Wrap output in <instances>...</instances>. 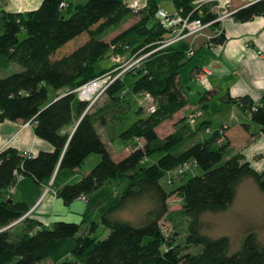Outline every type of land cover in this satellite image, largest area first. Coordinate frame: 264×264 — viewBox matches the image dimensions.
Segmentation results:
<instances>
[{
	"label": "trees",
	"instance_id": "trees-1",
	"mask_svg": "<svg viewBox=\"0 0 264 264\" xmlns=\"http://www.w3.org/2000/svg\"><path fill=\"white\" fill-rule=\"evenodd\" d=\"M60 1L41 0L25 12L0 9V68L11 62L20 66L0 75V121L35 118V134L52 146L36 154L13 146L0 149V264H264V242L253 231L245 235L239 248L229 252L228 235L212 237L201 230L202 214L226 208L244 178H252L264 191V171L254 168L241 153L228 152L226 141L220 139L224 136L221 126L188 143V135L209 128V119L197 124L195 118L196 125L188 135L179 129L164 136L157 132L163 121L188 103L179 69L194 56L186 55V40L159 47L167 36V29L156 17L160 0H147L136 11L126 0H87L76 4L67 16L63 11L71 3L60 7ZM171 1L175 9L191 17L199 16L203 21L214 17L207 4L194 8L196 0ZM130 13H137L138 18L110 40L105 39L107 30ZM256 15H264V0H253L232 12L237 21ZM20 31H25V37H19ZM224 40L221 32L207 43ZM145 52L149 53L139 66L106 87L103 105L86 109L87 102L74 89L114 66L111 61L97 69V62L104 57L111 59L113 53L130 57ZM126 74L134 77L130 91L151 94L155 109L137 106L138 116L119 133L122 139L133 138L136 143L125 154L113 156L96 123L105 124L110 111L122 104V92L127 93ZM47 86L67 87V91L50 100ZM224 99L238 103L264 131V93L258 101L247 94ZM93 152L100 155L99 160L76 174ZM152 155L154 160L145 163ZM190 160L201 171L176 187L182 204L173 212L187 219L185 242L200 248L180 253L160 224L164 216L171 217V211L168 192L158 180ZM21 176L53 187L66 204L93 193L83 218L100 199L98 222L109 228L107 235L92 234L95 219L81 231V222L56 219L46 226L28 216L25 202L7 200L9 196L4 194ZM115 179H123L125 184L112 196L105 184ZM139 202L148 206L138 221L118 214Z\"/></svg>",
	"mask_w": 264,
	"mask_h": 264
},
{
	"label": "rangeland",
	"instance_id": "rangeland-1",
	"mask_svg": "<svg viewBox=\"0 0 264 264\" xmlns=\"http://www.w3.org/2000/svg\"><path fill=\"white\" fill-rule=\"evenodd\" d=\"M71 3V6L69 8L65 7L63 14L65 16L69 15L70 10L74 9V6L79 3H85L87 0H68ZM160 4L163 8L168 10L169 8L172 9V7L169 5V0H160ZM138 18V14H128L127 18H125L122 23H120L117 26H112V28L108 29L106 34L104 35V38L107 40H110L113 35L116 33H119L121 30L128 27L132 22H134ZM26 33L25 31L19 32V37L23 38L25 37ZM203 39V43L205 46H210L207 43V40L204 36L198 37ZM198 40V39H197ZM197 44V43H196ZM195 44V46H196ZM197 51H194V57L188 59L184 64L180 66L179 69V79L180 82L183 84V89L186 91V94L188 96V101L190 105H194L190 108L189 112L186 114L187 121L185 122L186 126H181V115H177L174 118L170 120H166L163 124H161L157 128V132L160 136H164L166 132L173 131L175 129L182 130L185 134H190L192 129L196 124L191 123L189 121V115L192 114L195 110L199 111L198 116H196L197 119L201 120L205 113L209 114V116H212L215 120L212 127H216L217 122L219 121L220 117L223 114H227L233 117H230L232 120L237 121V115H242L239 110H229V111H217L219 108H221V104L218 103V96H213L212 102L209 103V105L205 108L203 107V103L200 100V97H206L207 94H210V91H207L209 86V77H207V80L204 84H200L196 76L200 73L202 67H196L194 69L193 75L190 73V68L192 64L196 61L195 56L199 50V46L195 47ZM141 55V54H140ZM137 56H130L127 58L135 59ZM124 58V57H123ZM126 58V59H127ZM138 59V58H137ZM111 63V60L109 57H104L102 60L96 63V68L100 69L101 66L109 65ZM140 63H137V66H139ZM20 66L17 63L11 62L7 67L0 68V75H6L13 71L19 70ZM195 76V77H194ZM124 80L127 84V86H124V90L126 92H122L124 94V99L122 101V104H119L115 110L110 111V114L107 117V121L105 124H99L96 123L97 129L99 130L101 137L103 141L105 142L107 148L110 150L111 154L113 156H121L125 154L128 150L133 148V145L136 143V141L131 138L124 140L119 136V133L126 128L137 116L136 110L134 107L131 109V106L136 104H142L143 107L147 105V102L143 98L141 94L138 95H131L130 91V85L132 84V81L134 80V77L130 74H126L124 76ZM48 89V97H52L55 93V90L51 86H47ZM222 98L224 95L221 96ZM107 100L106 94L103 92L93 103L91 109L96 108L98 106L103 105ZM209 102V101H208ZM240 108V107H239ZM233 114V115H232ZM228 118L226 121L219 124L223 128L224 136L221 138L223 141L226 138V145L228 152L233 153H241L245 158H248L251 162V164L256 167L259 171H261L264 168V132L260 133L259 138L253 137V135L250 134V137H248L245 141L244 139L238 137L231 139H227L228 136H226V130L232 125V121ZM253 122V121H252ZM197 123V121L195 122ZM254 124L258 125L257 123L253 122ZM233 124H236L234 122ZM204 129V133L208 134L210 133ZM198 132H196L197 134ZM202 135V134H201ZM236 135V134H235ZM197 138H200V134H197V136H192L186 138L188 140V143L196 140ZM239 140V141H238ZM219 141V140H218ZM230 141V144H229ZM91 156L89 158H85V161L82 162L80 165L83 168H86L88 166V161L91 159L90 157H97L99 158L100 155L97 152L90 153ZM155 158V155H152L150 157H147L144 159L145 163H149L153 161ZM95 164V163H94ZM93 164V165H94ZM83 165V166H82ZM91 165V166H93ZM79 166V167H80ZM89 166V167H91ZM88 167V168H89ZM201 170L198 166L193 164L192 161H188L187 163H184L183 165L172 169L171 171L167 172L164 176H162L158 181L162 184L166 192H168V203H169V209L171 211V217L169 215L164 216L161 221V227L164 233L167 235L168 238L172 239L173 243L175 245H178V249L180 250V253H186V252H196L199 250L200 246L195 245H188L185 242V234H186V223L187 219L185 217H179L176 216V214L173 212L174 209H177L181 206L182 200L179 197V195L176 193V187L184 182L187 178L192 176L193 174L199 173ZM125 184V180L123 179H115L107 182L105 184L106 189L109 191V193L114 196L123 187ZM48 188V186H47ZM9 198L12 196L14 197V194L11 192L9 193ZM58 203L54 207V213L52 214V222L56 219H64L67 221H77L81 222V231H86L89 228L90 220L95 219L96 226H94V229L92 231V234L98 235L99 237H104L107 235L109 228L104 226L102 223L98 222V214L96 215L95 212H92L90 215L85 216L83 218V214H78L74 212H66L65 208L66 203L61 197H58ZM74 201V200H72ZM71 201V202H72ZM70 202V208L73 210H76L75 204ZM77 203V202H76ZM69 204V203H68ZM146 202H139L134 205H131L127 207L126 209H123L118 212V214L122 216H127L135 221H138V217L140 214L145 210L147 207ZM51 210V209H50ZM62 210V211H61ZM28 212V211H27ZM26 212V213H27ZM49 212V211H48ZM66 212V213H65ZM202 220H203V227L201 230L207 234H209L212 237L219 236L222 234H226L229 236L230 239V245H229V252H232L239 248L242 244V241L245 237V235L248 232L253 231L258 240L264 242V191H262L259 186L256 184V182L252 178H244L237 187L235 197L233 201L224 209L217 210V211H207L202 214ZM48 224V223H47ZM50 224V225H51Z\"/></svg>",
	"mask_w": 264,
	"mask_h": 264
},
{
	"label": "crops",
	"instance_id": "crops-1",
	"mask_svg": "<svg viewBox=\"0 0 264 264\" xmlns=\"http://www.w3.org/2000/svg\"><path fill=\"white\" fill-rule=\"evenodd\" d=\"M65 1L69 2L68 0ZM252 1L253 0H230L229 5L231 9L235 10L236 8L246 5ZM40 2L41 0H0V9L3 8L11 11L25 12L28 9L37 7ZM169 2L172 9L169 8L167 11L173 12L175 10L174 4L171 0H169ZM159 5L161 6L160 1ZM217 26L222 27V32L225 34V40L222 43L205 46L203 39L198 38L196 41V47L199 46V50L195 55L197 56L195 58L196 61L192 64L190 73L193 75V71L196 67L207 66L210 69V72L207 74V77L210 76L208 79L209 86L207 89V91H210V94H207L206 97H202V95L200 97L203 107L206 108L209 103L212 102L213 96H218V103L221 104V108L217 110L218 112L239 110L242 115L238 114L236 118L237 121H234L230 118L233 117L231 114L230 116L228 113L223 114L220 119H218L219 121L214 128L212 125L214 123L213 120L215 119L212 116H209V114L205 113L206 115H204L201 120H210V126L208 129L211 131L219 127V124L230 118L233 126H230L226 130V136H228L227 139L230 140V138L233 139V137H238L240 140V138L243 137L242 139L245 141L248 137H250V134L258 139L260 133L264 132L261 126L259 124H254L250 120L248 113L243 111L238 103L231 101L228 102L224 99V97L228 95L236 97L247 94L251 96L254 101H258L264 93V15H256L245 21H237L230 16L220 25L217 24ZM66 91L67 87L56 89L54 95L50 98L48 97V99L51 100ZM183 91L188 98L186 91L184 89ZM138 94L141 93L131 92L132 96ZM222 95H224L223 98L221 97ZM138 105H132L131 109L134 107L137 108ZM194 105H190L188 101V103L182 109L177 111L172 118L177 115L185 117L190 108ZM193 113H196V116H198L199 111L195 110ZM201 120L196 118L197 124ZM180 121L181 126H186V117L183 119L181 118ZM234 122H236V124H233ZM197 132V134H200V139L205 135L204 128L197 130ZM197 134L195 133L194 136H197ZM224 140L226 141V138ZM7 146H13L18 150L29 154H36L40 150H49L52 147L48 141L37 136L34 132L33 126L26 121L4 119L0 121V149ZM89 156L91 155L89 154L86 158H89ZM90 158L88 166L86 168L81 166L78 167L75 170L76 174L81 171L88 170L90 168L89 166L96 163L100 157ZM244 159L250 162L248 158L244 157ZM261 171H264V168ZM73 176L72 179L74 178ZM10 192L14 194V197L11 196L12 200L23 201L27 204L29 207L28 216L37 219L43 225L50 226L53 219V209L59 202L58 196H56L53 187L50 186L47 188V185L45 184L39 185L30 176H21L16 184L10 187L8 191L4 192V194L9 195ZM92 195L93 193L88 194L87 196L77 197L71 202L75 204L76 210H72L69 203L66 205L65 208L67 209H65V211L82 214L88 206V197H91ZM99 202L100 199L91 204L90 213L96 211L95 214H98L97 204Z\"/></svg>",
	"mask_w": 264,
	"mask_h": 264
},
{
	"label": "built area",
	"instance_id": "built-area-1",
	"mask_svg": "<svg viewBox=\"0 0 264 264\" xmlns=\"http://www.w3.org/2000/svg\"><path fill=\"white\" fill-rule=\"evenodd\" d=\"M126 1L128 7L134 11L143 8L147 3V0ZM229 1L230 0H196L194 2V8L207 4L209 5V9L214 13V17L207 21H203L199 16L191 17L190 13L183 14L181 9H175L173 12H169L165 8L159 7L156 11V17L160 21L161 25L167 29V36L162 39L159 47L166 46L177 41L186 40L188 42L186 55H193L198 37L204 36L208 42L211 37L222 32V27L217 26V24L220 25L223 23L225 19L232 16V12L234 11L230 8ZM66 4L67 2L62 0L60 1L59 6L64 7ZM148 53L149 52L142 53L135 59H129L121 53H113L110 59L114 63L113 67L92 77L74 89L77 96L87 102L86 109L93 105L96 99L105 91L106 87L114 79L117 77L122 78L128 69L137 66V63H141L143 58ZM209 72L210 69L207 66H203L200 73L196 76L197 81L200 84H204L207 80V74ZM141 95L147 102L148 110L153 111L155 109L154 97L148 92H143ZM195 118L196 113L189 115V121L191 123L195 122ZM26 122L33 125L37 122V120L32 118ZM206 130L208 131L209 129L207 128Z\"/></svg>",
	"mask_w": 264,
	"mask_h": 264
},
{
	"label": "water",
	"instance_id": "water-1",
	"mask_svg": "<svg viewBox=\"0 0 264 264\" xmlns=\"http://www.w3.org/2000/svg\"><path fill=\"white\" fill-rule=\"evenodd\" d=\"M7 200H11V198H8ZM12 224H13V223H11L10 225H12ZM10 225H8V226H10ZM8 226H7V227H8Z\"/></svg>",
	"mask_w": 264,
	"mask_h": 264
}]
</instances>
